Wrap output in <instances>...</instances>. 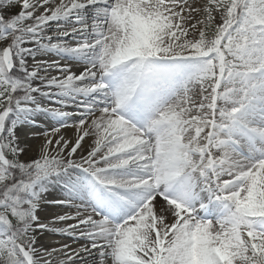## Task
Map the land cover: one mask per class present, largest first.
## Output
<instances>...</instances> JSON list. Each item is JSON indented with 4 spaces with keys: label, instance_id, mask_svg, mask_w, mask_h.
Instances as JSON below:
<instances>
[{
    "label": "snow or ice",
    "instance_id": "snow-or-ice-1",
    "mask_svg": "<svg viewBox=\"0 0 264 264\" xmlns=\"http://www.w3.org/2000/svg\"><path fill=\"white\" fill-rule=\"evenodd\" d=\"M0 264H264V0H0Z\"/></svg>",
    "mask_w": 264,
    "mask_h": 264
},
{
    "label": "bare ground",
    "instance_id": "bare-ground-1",
    "mask_svg": "<svg viewBox=\"0 0 264 264\" xmlns=\"http://www.w3.org/2000/svg\"><path fill=\"white\" fill-rule=\"evenodd\" d=\"M61 134H63L65 137H73V131L71 128L62 129ZM53 215H55V213L52 215L49 214V216H53ZM56 226H61V225H56Z\"/></svg>",
    "mask_w": 264,
    "mask_h": 264
},
{
    "label": "rangeland",
    "instance_id": "rangeland-1",
    "mask_svg": "<svg viewBox=\"0 0 264 264\" xmlns=\"http://www.w3.org/2000/svg\"><path fill=\"white\" fill-rule=\"evenodd\" d=\"M16 10H18V9H16ZM46 58L51 59L52 57L49 56V57H46ZM37 131H38V130H37ZM56 211H57L56 208H52V209L48 212V215H49V214L52 215V214L56 213Z\"/></svg>",
    "mask_w": 264,
    "mask_h": 264
}]
</instances>
